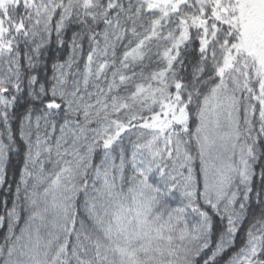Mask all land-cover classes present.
I'll use <instances>...</instances> for the list:
<instances>
[{
	"label": "snow or ice",
	"instance_id": "snow-or-ice-1",
	"mask_svg": "<svg viewBox=\"0 0 264 264\" xmlns=\"http://www.w3.org/2000/svg\"><path fill=\"white\" fill-rule=\"evenodd\" d=\"M0 264H264V0H0Z\"/></svg>",
	"mask_w": 264,
	"mask_h": 264
},
{
	"label": "trees",
	"instance_id": "trees-1",
	"mask_svg": "<svg viewBox=\"0 0 264 264\" xmlns=\"http://www.w3.org/2000/svg\"><path fill=\"white\" fill-rule=\"evenodd\" d=\"M5 195L2 191H0V198H2Z\"/></svg>",
	"mask_w": 264,
	"mask_h": 264
}]
</instances>
